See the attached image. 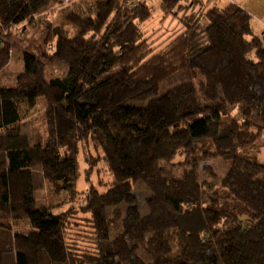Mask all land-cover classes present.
Segmentation results:
<instances>
[{
    "label": "trees",
    "instance_id": "16d2710c",
    "mask_svg": "<svg viewBox=\"0 0 264 264\" xmlns=\"http://www.w3.org/2000/svg\"><path fill=\"white\" fill-rule=\"evenodd\" d=\"M58 1L0 0V35ZM158 1L165 16L183 14L162 48L139 30L151 15L144 1L101 0L71 18L74 35L49 29L42 58L22 53L14 87L0 84V264H264V163L240 154L264 138L263 42L238 5ZM44 61L66 74L45 79ZM38 102L43 143L20 129L23 107ZM88 141L113 176L83 207L93 254L68 248L66 217L35 198L46 187L76 194L79 144ZM207 159L229 164L219 188L199 181ZM176 168L185 170L178 180ZM138 184L151 195L145 216L132 194Z\"/></svg>",
    "mask_w": 264,
    "mask_h": 264
},
{
    "label": "rangeland",
    "instance_id": "374dc122",
    "mask_svg": "<svg viewBox=\"0 0 264 264\" xmlns=\"http://www.w3.org/2000/svg\"><path fill=\"white\" fill-rule=\"evenodd\" d=\"M101 0H59L56 3L50 4L40 13L36 14L31 22H24L20 25L14 26L5 35L6 41L11 47L10 59L7 65L0 72V84L4 88L14 87L17 76L22 72L23 66L21 63L22 53H32L37 57L42 58L45 54L44 42L49 37V29L52 27H61L68 31L69 36L74 35L78 30L71 18L75 16H88L89 12H93V6L96 2ZM133 1V0H132ZM144 1L150 8V17L138 23L139 30L148 42L151 43V48H162L174 35L179 33L181 25L179 18L182 13L174 17L172 15H164L159 9L158 0H139ZM207 0H203V5ZM232 4V0H228ZM236 5V4H235ZM0 35V36H1ZM264 45V44H263ZM45 62V79L61 77L65 75L67 69L64 65L54 62ZM26 107V106H25ZM28 111L22 118L20 129L33 142L45 141L46 126H45V107L42 103H37L33 109H25ZM231 112V113H230ZM230 115H236L235 110H230ZM228 116H224L225 121ZM264 140V138H263ZM263 140L261 142L263 143ZM259 143V142H258ZM258 143H254V148L247 147L243 149L240 154L242 157L259 161V154L264 151L262 145L257 147ZM261 144V143H260ZM199 146L202 144L199 143ZM255 147H257V154H254ZM256 151V150H255ZM182 157L178 156L173 161L178 164L182 161ZM168 170V166H165ZM198 178L200 182L212 184L214 189L219 188L222 179L229 169V164L222 160L207 159L206 162H201L199 165ZM204 167L208 168L213 176L204 172ZM78 176L76 181V194L74 196L66 193L56 194L51 188H43L39 191L35 198L39 205L45 202H50L54 207L55 214H62L67 219V227H65V241L68 248L76 247L82 250H89V254L96 251V243L94 231L90 226L91 215L84 213L83 207L87 205V200L94 192L103 194L110 189L113 183V176L109 171L107 164L103 159V153L100 148L95 147L91 141L79 144L77 156ZM172 173L175 178L181 179L185 170L181 168L173 169ZM132 194L137 197L138 210L141 215L145 216L147 213L146 202L151 195L145 186L138 184L132 188ZM60 206V207H59ZM114 220V219H112ZM16 228H14L15 230ZM16 231L27 232L28 228L20 227ZM118 234L115 228L111 229V239ZM96 240V243H95ZM172 243V242H171ZM173 244V243H172Z\"/></svg>",
    "mask_w": 264,
    "mask_h": 264
},
{
    "label": "crops",
    "instance_id": "0c3cea01",
    "mask_svg": "<svg viewBox=\"0 0 264 264\" xmlns=\"http://www.w3.org/2000/svg\"><path fill=\"white\" fill-rule=\"evenodd\" d=\"M232 2L249 14L254 33L264 44V0H232ZM206 3H208L209 6L224 7L229 4V1L207 0ZM262 148L264 150V141L262 143ZM258 157L259 162L264 163V151H261Z\"/></svg>",
    "mask_w": 264,
    "mask_h": 264
}]
</instances>
